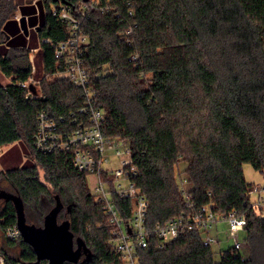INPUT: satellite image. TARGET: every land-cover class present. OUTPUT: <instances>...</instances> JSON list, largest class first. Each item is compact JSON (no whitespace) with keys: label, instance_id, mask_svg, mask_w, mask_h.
<instances>
[{"label":"trees","instance_id":"trees-1","mask_svg":"<svg viewBox=\"0 0 264 264\" xmlns=\"http://www.w3.org/2000/svg\"><path fill=\"white\" fill-rule=\"evenodd\" d=\"M96 1L82 20L84 62L94 106L105 113L102 132L127 139L138 168L131 179L149 202L148 245L136 247L137 261L264 264V214L250 198L255 183L243 171L250 164L264 173V0ZM21 2L0 0V72L9 78L0 81V146L22 142L34 163L1 169L0 194L19 197L25 223L36 227H44L60 202L56 221L68 223L73 246L81 241L84 253L59 264H125L110 245L114 235L103 202L88 186L87 173L74 166L72 153H42L33 146L40 111L69 124L88 99L66 77H51L65 66L52 42L69 35L54 11L59 1L43 0L44 14L32 23L39 24L36 33L28 29V40L38 38L34 72L31 47L11 45L10 23L16 22ZM30 76L38 80L42 96L26 97L21 82ZM180 162L185 163L182 170ZM183 175L193 208L180 191ZM11 196L0 195L5 264H49L21 232L16 239L7 236V229L18 225ZM111 198L128 226L135 199ZM203 205L245 219L240 249L230 246L216 260L200 230L180 232L158 247L157 224Z\"/></svg>","mask_w":264,"mask_h":264},{"label":"built area","instance_id":"built-area-1","mask_svg":"<svg viewBox=\"0 0 264 264\" xmlns=\"http://www.w3.org/2000/svg\"><path fill=\"white\" fill-rule=\"evenodd\" d=\"M59 3V10L54 9V11H57L58 18L67 24L69 35L66 39L57 42L46 39L52 42L54 55L65 63L64 68L55 72L54 75L66 77L77 87H80L88 99V105L77 110L79 117L72 114L73 118L69 124L64 122L63 117L55 118L45 110L40 111L37 115L33 146L42 153L70 151L73 164L79 171L86 172L88 177L96 176V184L92 191L99 201L103 202L104 210L112 224L114 239L110 245L122 254L125 264H139L136 247L148 245L149 231L145 226V217L149 202L131 179V176L138 173V168L132 161L127 139L108 137L102 132L101 125L105 113L102 108L94 106L95 92L89 85V72L84 62L86 35L82 28V20L88 15L89 10L97 5V1L76 0L73 4L68 0V3L61 1ZM17 18L20 19V17ZM131 30L130 28L128 32ZM135 58L136 56L133 55L132 59ZM30 60L32 72H34L32 56ZM21 85L27 88L26 97L42 96L41 90L37 94L36 89L33 88L38 85V80L33 76L21 82ZM112 164L116 166L113 167ZM178 184L185 202L193 208L188 178L185 175L181 176L178 179ZM111 195L135 199L132 219L128 226L123 224ZM254 202L264 209V197L260 191ZM221 220L228 223V236L235 238L233 247L240 249L243 243L236 233L243 229L245 219L235 211L226 214L216 213L210 205L191 209L188 213H182L157 224L153 232L158 240V247L163 246L164 242L168 240L176 239L180 232L186 230H200L203 244L211 246L212 243L218 241L213 230H217L218 222ZM6 233L10 239L20 236V230L16 225L10 226ZM221 254H223L222 251ZM0 264H5L1 250Z\"/></svg>","mask_w":264,"mask_h":264},{"label":"rangeland","instance_id":"rangeland-1","mask_svg":"<svg viewBox=\"0 0 264 264\" xmlns=\"http://www.w3.org/2000/svg\"><path fill=\"white\" fill-rule=\"evenodd\" d=\"M21 3H23L22 5H31L30 10L35 12L31 15V19L29 21L30 23H28V20H27V27L29 29L30 26H32V23L40 22L39 20H41L43 14H44L45 8L43 5V0H35V1L34 0H22ZM39 8L41 10V14H39ZM19 10H20V8H18L16 15H15L16 22H11L10 26H13V27H10V28H11V30H14V31H20V34L22 36L27 37V34H25L23 32V30L21 29L20 21L17 18V17H21L22 15H25V14H20ZM33 19H35V20H33ZM38 25L39 24L33 25L31 27V29L34 33H36V31H37ZM37 40H38V38H37ZM33 54H34V52L32 51L29 55V58L31 56L33 57ZM37 63H38V60H37ZM40 68H41V66H40ZM40 68H39V70H40ZM40 71L42 73V69ZM51 77H57V76L54 75ZM8 80H9V78L6 77L2 72H0V81L2 83H6ZM35 89H36V92L38 94V92L40 91V86L36 85ZM7 149H9V150L7 151ZM4 151H7V152H5V154L0 158V170L13 168V167H21V166H25V165H31L34 163V160L30 157L29 150L26 149V147L24 146V144L22 142H17V143H15L14 146H11V145L0 146V154ZM115 164H112L113 167L116 166ZM183 168H185V163L180 162L179 163V170H182ZM243 171H244V175H245V178L247 179V181H251V182L255 183L254 189L250 193L251 200L255 201L258 198L259 191L261 192V195L264 197V173L256 171L255 169H253V167L250 164H244ZM40 174L42 176L43 172L40 171ZM87 179H88V186L91 189H94L95 184H96V176H89V177H87ZM0 203H1V201H0ZM20 203L21 202H18L19 206H20ZM21 206H22V204H21ZM261 211L264 214V209H261ZM213 232H214V235L217 236V238H218V241H215L214 243L211 244V247L213 248V250L215 252L214 257L217 260V259H219L222 250H226L228 247L234 245L235 238H234V236H228V233H227L228 232V223L225 220L219 221L218 225H217V230L215 229V230H213ZM236 234L238 235L239 240H242L243 231L240 230ZM79 258H81V257H79Z\"/></svg>","mask_w":264,"mask_h":264},{"label":"water","instance_id":"water-1","mask_svg":"<svg viewBox=\"0 0 264 264\" xmlns=\"http://www.w3.org/2000/svg\"><path fill=\"white\" fill-rule=\"evenodd\" d=\"M53 1L68 3V0ZM19 21L21 29L25 34H27L28 27L26 17H20ZM0 195L6 197L11 196L4 192ZM11 197L14 200L18 212V229L20 230L22 236L33 244L39 259L47 258L49 260V264H59L64 259L77 260L80 257L81 253L79 250L82 248V242L78 241V248L74 251L73 235L69 230L68 223L62 222L58 224L56 221L57 213L61 207L60 202H58L57 206L46 216L44 227H36L25 223L20 198L17 196ZM18 202H21L20 206L18 205Z\"/></svg>","mask_w":264,"mask_h":264},{"label":"crops","instance_id":"crops-1","mask_svg":"<svg viewBox=\"0 0 264 264\" xmlns=\"http://www.w3.org/2000/svg\"><path fill=\"white\" fill-rule=\"evenodd\" d=\"M30 8H31V5H23L21 8H20V10H19V12H20V14H25V15H22V16H25L26 17V21L28 20V21H30V19H31V15L33 14V13H35V12H33L32 10H30ZM32 11V12H31ZM39 14H40V12H39ZM21 16V17H22ZM35 17V16H34ZM33 20H35V19H33ZM37 21V20H36ZM34 23H36V22H34ZM10 32L12 33V36H13V38H12V40H11V45H24V46H27V47H31V50L34 52L36 49H37V43H38V40H37V37L36 36H33V37H31L29 40L26 38V37H24V36H22L18 31H14V30H10ZM11 36V37H12ZM5 152V151H4ZM4 152H2L0 155H2ZM2 157V156H1ZM78 248V246L77 247H74L73 246V250L75 251L76 249ZM79 252L81 253V255H80V257L83 255V249L82 248H80V250H79Z\"/></svg>","mask_w":264,"mask_h":264}]
</instances>
